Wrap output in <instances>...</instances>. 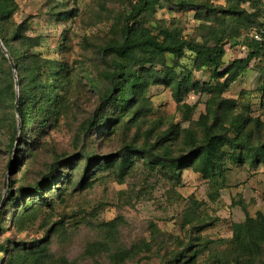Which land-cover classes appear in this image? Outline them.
I'll return each instance as SVG.
<instances>
[{
	"label": "rangeland",
	"instance_id": "rangeland-1",
	"mask_svg": "<svg viewBox=\"0 0 264 264\" xmlns=\"http://www.w3.org/2000/svg\"><path fill=\"white\" fill-rule=\"evenodd\" d=\"M153 2L140 21L161 40L165 31L209 46L222 37L224 68L251 53L247 16L256 11L250 0ZM136 3L15 0L11 5L8 23L25 25L26 36L39 39L34 53L47 60L76 59L85 73L78 107L72 105L75 90L64 116L34 144L29 131L20 138V119L16 124L10 107L0 113V251H8L0 252V261L5 264L19 248L31 253L28 264H264L258 231L264 165L227 161V182L218 185L200 172L199 162L180 160L205 143L208 129L233 138L237 117L250 118L253 130L264 122V56L251 60L230 90L216 98L202 91L214 85L211 70L194 69L187 52L177 71H189L194 86L188 85L181 103L173 88L150 75L129 107L107 106L104 96L121 80H112L119 57L109 48L121 40L125 17ZM170 62L153 64L167 72L176 67ZM13 74L16 83L14 69ZM40 189L42 195H36ZM12 198L16 201L9 204ZM249 220L258 223V245L248 248L238 241L246 236L238 237L237 227ZM41 248L46 252L40 254Z\"/></svg>",
	"mask_w": 264,
	"mask_h": 264
},
{
	"label": "trees",
	"instance_id": "trees-1",
	"mask_svg": "<svg viewBox=\"0 0 264 264\" xmlns=\"http://www.w3.org/2000/svg\"><path fill=\"white\" fill-rule=\"evenodd\" d=\"M250 1L256 11L253 15L247 16L251 26L247 45L251 53L247 59H237L230 66L224 68L223 61L227 52L222 37L218 38L214 46H209L179 38L165 31V39L161 40L152 35L141 25L142 21H140L141 16L152 9L155 3L153 0H137L131 13L125 17L126 24L121 40L114 42L109 48L112 54L119 57L113 64L115 72L112 80L118 78L121 80L104 96L103 102L107 106L126 105L129 107L136 93L142 89L151 75V78L157 83H163L173 88L176 102L181 103L182 96L189 91L188 85L194 86L191 81L192 74L189 71L188 75L177 71L180 68L178 62L186 56L187 52L194 59V69L211 70V79L214 85L203 86L202 91L214 94L216 98L229 91L241 73L249 67L250 61L264 56V42L258 43L252 37L253 30L264 28V0ZM13 3L15 0H0V39L15 64L19 97L13 67L7 54L0 46V113L10 107L16 124H18V116L20 117V138L22 139L24 133L29 131L30 135L35 136H32V144H34L37 138L50 133L55 127L54 124L64 116V109L70 106L69 100L75 90L77 96L75 100L73 99L72 105L78 107L80 101L78 87L80 79L84 76L81 75L82 71L77 66L76 59H72V61L66 58L47 60L33 52L34 48L39 45V39L27 37L25 25L16 26L8 23L14 13V10L11 9ZM182 4L184 5L186 2ZM232 13L239 14L240 12L233 11ZM66 47V45L62 46V49H66ZM157 60L164 62L163 64L171 61L170 63L176 67L172 70L169 68L170 71L167 72L158 70L153 64ZM186 107L189 111L193 110ZM17 108L19 113H17ZM205 120L206 118L203 116L202 122L204 123ZM251 123L252 120L244 115L237 117L232 122V131L236 133L233 138L224 135L214 136L208 129L203 140L205 143L197 146L190 157H181L180 160H185L184 163L189 162V165L199 162L200 172L210 178L213 184L218 183V185L219 183L224 185L227 182L224 172L228 168H223L227 161L236 166L264 165V122L258 121L254 130L250 129ZM2 125L3 119L0 115V127ZM147 153L149 152H145V154ZM122 162L125 167L128 160L123 158ZM173 165H169L168 169L175 173L176 168ZM220 174L223 176L221 181L215 179L216 175ZM176 176L178 177V175ZM46 180L49 181V178ZM39 191L36 192V195H42L43 190ZM45 199V197L41 198L43 201ZM15 201L16 199L12 198L9 204ZM260 218L258 231L264 238V215ZM257 225L258 223H251L249 220L248 223L238 226L237 236H246V239L238 238V241L240 242L241 239V243L246 247L252 243L258 245L256 243L258 239ZM0 252L6 255L8 251L1 250ZM39 252L40 254L45 253L46 248H41ZM39 252H35L34 259L39 258ZM30 256L29 251L19 248L17 253L11 256L9 264H28ZM0 264H5L3 259Z\"/></svg>",
	"mask_w": 264,
	"mask_h": 264
},
{
	"label": "built area",
	"instance_id": "built-area-1",
	"mask_svg": "<svg viewBox=\"0 0 264 264\" xmlns=\"http://www.w3.org/2000/svg\"><path fill=\"white\" fill-rule=\"evenodd\" d=\"M263 19H264V13H263ZM252 37L254 38L256 42L263 43L264 42V28L253 30Z\"/></svg>",
	"mask_w": 264,
	"mask_h": 264
},
{
	"label": "water",
	"instance_id": "water-1",
	"mask_svg": "<svg viewBox=\"0 0 264 264\" xmlns=\"http://www.w3.org/2000/svg\"><path fill=\"white\" fill-rule=\"evenodd\" d=\"M0 46L2 47V49L4 50V52L7 54L8 58H9V60H10V63H11V65H12L14 71L16 72V68L14 67L15 64H14L12 58L10 57V55H9L7 49L5 48V46H4V44H3V42H2L1 39H0ZM16 79H17V77H16ZM16 89H17V95H18V97H19V83H18V80H17V82H16ZM17 103H18V101H17ZM17 113H19L18 108H17ZM19 119H20V117H19Z\"/></svg>",
	"mask_w": 264,
	"mask_h": 264
}]
</instances>
